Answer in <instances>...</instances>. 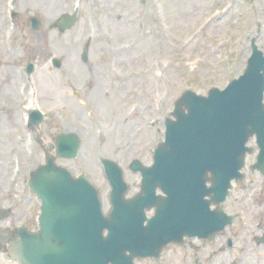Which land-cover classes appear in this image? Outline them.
Segmentation results:
<instances>
[{
    "label": "rangeland",
    "instance_id": "374dc122",
    "mask_svg": "<svg viewBox=\"0 0 264 264\" xmlns=\"http://www.w3.org/2000/svg\"><path fill=\"white\" fill-rule=\"evenodd\" d=\"M241 1L0 0V149L6 150L1 152L0 169L19 162L26 177L31 168L45 162L36 142L38 128L24 125L33 98L44 113L41 129L50 149L58 132L79 134L77 158L58 163L76 176L85 175L99 189L105 212L110 209V186L100 157L120 164L130 185L129 195L135 194L140 176L128 164L134 158L152 163L155 148L164 141V120L181 93L190 89L207 95L210 88H223L240 75L250 56L252 37H257L264 51L263 4ZM76 6L79 22L60 32L56 20ZM226 8L230 13L218 18L217 12L222 14ZM32 16L42 21L39 31L30 26ZM84 50L88 51L86 61L82 60ZM54 58L60 60V68L53 66ZM29 63L35 68L30 76ZM2 176L1 182L6 183V175ZM244 185L233 190L227 211L241 210L246 217L228 227L219 241L202 245L201 253L220 247L231 232L242 231L237 244L250 248L248 263L258 253L264 254L253 238L258 230L254 224L264 217V207L259 209L249 200L248 183ZM19 194L23 199L14 204L13 221L21 220L20 224L29 219V224L37 226L39 201L25 187ZM249 226L252 229L247 231ZM191 247L190 241L183 247L171 245L159 259L136 264H193ZM234 254L219 251L205 264H225L242 255ZM199 258L202 261V255ZM13 263L1 252L0 264Z\"/></svg>",
    "mask_w": 264,
    "mask_h": 264
},
{
    "label": "water",
    "instance_id": "95a60500",
    "mask_svg": "<svg viewBox=\"0 0 264 264\" xmlns=\"http://www.w3.org/2000/svg\"><path fill=\"white\" fill-rule=\"evenodd\" d=\"M32 22V28L39 30L40 22ZM75 22L76 14H64L58 26L63 31ZM53 63L60 67L57 59ZM32 70L30 65L28 73ZM263 93L264 57L258 51L250 58L245 74L225 90L212 89L208 98L184 91L172 114L177 120L166 122V141L156 149L154 165L145 168L137 160L131 164L133 171L143 174L135 198H124L127 186L116 171L118 167L103 161L113 187V210L106 217L86 179L74 181L64 168L54 166L53 156L48 157L47 165L37 170L30 182L42 200L41 230L28 233L20 229L11 242V255L20 264H123V250L134 252L133 258L160 236L174 239L182 231L189 236L196 232L213 235L219 221L221 227L231 218L210 211L204 193L213 195V201L224 200L230 180L239 176L249 151L246 142L254 133L263 158L259 167L264 170ZM31 118L38 123L43 116L36 111ZM56 145V157L71 158L79 148V139L63 133ZM208 173L212 175L210 188L205 186ZM157 187L167 197L158 199ZM158 200L164 203L159 205ZM153 206H158L156 215L144 226V208ZM106 228L109 234L103 238Z\"/></svg>",
    "mask_w": 264,
    "mask_h": 264
},
{
    "label": "flooded vegetation",
    "instance_id": "af4514ba",
    "mask_svg": "<svg viewBox=\"0 0 264 264\" xmlns=\"http://www.w3.org/2000/svg\"><path fill=\"white\" fill-rule=\"evenodd\" d=\"M2 149V147H1ZM0 149V168L2 164V156L1 152H4L6 150L1 151ZM9 151L11 149L9 148ZM6 175V178L4 179V182L2 183V175ZM2 176V177H1ZM21 176V180L19 181ZM0 204L5 203L4 205L6 207H10V214H13V210L15 208L14 205L11 204V202L18 197V190L21 184H25V179L23 178V175H19V172L13 173L12 170L8 169V167H5V170L2 171L0 169ZM11 177V178H10ZM4 185H8L9 188H4ZM264 198V194L261 195V198L259 199L258 196L256 199H253V202L257 203L258 208L262 209V200ZM4 205H1L0 207L2 208ZM17 221H12V220H6V221H0V251L2 250H7V239L14 233V231L17 229ZM28 224L26 223V226ZM29 227V226H27ZM256 227L258 230H264V217H261L258 223H256ZM224 251V249H223Z\"/></svg>",
    "mask_w": 264,
    "mask_h": 264
},
{
    "label": "bare ground",
    "instance_id": "6f19581e",
    "mask_svg": "<svg viewBox=\"0 0 264 264\" xmlns=\"http://www.w3.org/2000/svg\"><path fill=\"white\" fill-rule=\"evenodd\" d=\"M36 102L33 100V98L31 99V102H30V104H29V108H34V107H36Z\"/></svg>",
    "mask_w": 264,
    "mask_h": 264
}]
</instances>
